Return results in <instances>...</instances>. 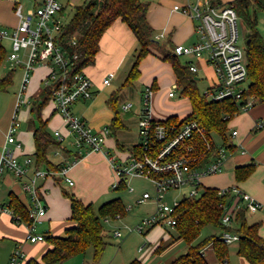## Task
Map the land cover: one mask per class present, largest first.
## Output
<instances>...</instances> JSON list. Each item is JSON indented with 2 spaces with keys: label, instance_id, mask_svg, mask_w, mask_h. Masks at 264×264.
Here are the masks:
<instances>
[{
  "label": "built area",
  "instance_id": "2783aa9c",
  "mask_svg": "<svg viewBox=\"0 0 264 264\" xmlns=\"http://www.w3.org/2000/svg\"><path fill=\"white\" fill-rule=\"evenodd\" d=\"M70 0H42V2L27 13L23 12V6L16 4V14L20 17L19 24L9 29L0 26V42L8 40L11 52L8 56L14 69L21 67L23 72L20 89L18 92L17 109L22 105L31 103L26 97V92L31 81L32 74L37 66L46 65L49 68L43 80L44 86H54L52 100L56 110L63 116L67 128L74 137V144L78 149L86 148V151H103L107 137L110 135L109 126L95 131L80 115L72 110L77 101H85L93 98L95 94L92 79L83 70L73 73V61L80 53L71 54L64 43V28L67 24L65 7ZM174 10L180 11L191 17L194 21V30L198 40L194 43L176 44L174 53L179 57H186L190 69L199 71V62L205 61L212 67L215 81L203 91L207 99L211 101L232 100L236 102L241 112L246 111L255 104V99L249 96L245 101L244 95L248 89V68L246 49L239 44L240 39V15L233 3L218 4L214 0H196L184 4H175ZM79 38L75 34L68 42V47H78ZM115 72L105 78L104 83L110 84ZM178 93V85L173 84L169 96L174 97ZM153 89L148 86L144 92L142 115L139 119V134L141 150L132 151L129 157L121 163L113 161L114 169L121 177H145L152 181L155 193L145 192L138 200L139 203L147 200L156 202V210L142 219L135 228H128L146 233L154 226L174 228L176 218L175 206L166 200L167 193L172 189L188 188L187 195L199 196L205 190L202 180L205 176L222 171L224 161L228 155L225 146H218V155L215 160L203 166L194 163L200 158L193 156L194 139L196 135L202 136L208 150L210 142L205 135V129L196 120H189L181 125L176 123H160L153 118L151 113V100ZM131 106L123 105L124 109ZM21 126L19 113L16 110L8 131L7 141L3 146L0 158V174L4 171L13 173L22 181L23 191L29 197V211L33 219L27 223L26 240L32 243L45 239V233L37 232L38 224L42 223L47 213L45 201L41 197L42 181L50 176L60 175L70 185L74 184L68 176V167L63 166L59 171H53L46 167L38 168L32 157H27L21 162L15 150L10 144L20 148L16 135ZM256 128L264 127V118L256 121ZM237 131L233 130L232 136ZM59 140L63 136L56 132ZM133 190V187H130ZM238 195L243 201V207L250 212L264 211V204L257 201L250 194L240 191L235 186L219 189L220 195ZM224 214L222 222L230 226L235 220V213L228 211V205H223ZM8 212L13 217V209L0 203V213ZM120 217V216H117ZM121 230H116L114 235L121 238ZM221 238L228 244L240 239L239 235L224 230ZM26 253L21 243L15 247L8 264H24ZM102 264V263H97Z\"/></svg>",
  "mask_w": 264,
  "mask_h": 264
},
{
  "label": "crops",
  "instance_id": "0c3cea01",
  "mask_svg": "<svg viewBox=\"0 0 264 264\" xmlns=\"http://www.w3.org/2000/svg\"><path fill=\"white\" fill-rule=\"evenodd\" d=\"M143 1L150 2L148 19L154 29H160V32L155 35V38L158 39L159 42L164 40V45L169 44L170 46L172 45L175 47L176 44L187 43L192 39L195 33L193 19L180 11L174 10L173 7L176 3L184 4L187 2H195L196 0ZM229 1L232 0H224V2ZM17 2L22 4L23 12L27 13L29 10L35 9L42 0H33L29 4L24 3L22 0H0V26L12 29L19 24L20 17L15 11ZM195 35L197 36L196 33ZM137 49L138 40L133 30L123 20H116V22L112 24L102 36L100 50L96 55L95 62L84 69L94 83L95 94L93 98L85 101H77L72 106L73 112L84 117L95 131H99L106 126H109L115 115L113 109L108 103L111 95L118 92V105L120 112L122 113L123 111L130 113L133 112L132 109L137 103L135 104L133 99L134 95L132 90L125 91L126 88L134 86L136 82H139V84L142 85L145 84L143 87L141 85L140 88L141 105L137 107L135 111L137 116L135 120L137 123V133L135 138L128 137L127 139L124 138V140L120 141L117 136L113 137L109 135L106 139L103 151H86V148L81 151L72 144L74 137L69 132L63 116L56 110V105L53 100L50 102L53 105L50 106L51 104L49 103L43 110V117L48 121L49 131L57 139L56 132L59 131L64 138L62 140V145L52 147L48 155L51 161L55 164L68 167V176L74 181V184L70 185L65 181L64 177L60 175L50 176L42 181V191L47 207V213L43 218L42 223L47 224L48 227L45 229H47L46 232L48 231L49 234L65 235L66 229L73 225L70 220L72 214L71 200L68 196H65L64 189L70 192L71 188L72 192L85 203H93L95 200L94 198H98L108 191L117 190L121 177L115 171L112 160L118 163L123 162L129 157L134 147L140 142L139 119L142 115L144 92L148 86H151L154 79L157 78H154L153 80L149 79L145 82V79H143L145 74L143 75L142 64L140 78L133 84L124 86L128 74L123 80L120 75L123 70H130ZM154 51L155 49L153 48V53ZM48 71L49 68L46 65L36 67L29 83L26 95L28 99L32 100L39 95L43 89V80ZM113 72H115V76L111 80V83L109 85L105 84V78ZM197 73L199 80L204 78L209 82V86L215 81V74L212 67L208 66L203 60L199 62V71ZM173 84H176V78L172 85ZM158 87L160 88V84H158ZM170 89L168 90V95ZM154 92L155 90H153V94ZM12 96L13 98L5 104L4 110L0 115V158L3 146L7 141L8 131L14 113L16 110L19 113L20 110V108L17 109L18 93H14ZM121 96H130L131 100L122 103L120 102ZM129 103H131V106L124 109L123 105H128ZM24 106L26 109L22 111V115L19 113V118L21 120L22 117L23 121L21 122V126L16 135L18 142L21 143V147L18 148L15 144H10V147L15 150V154L21 162L29 156L34 159V131L37 124L34 115L31 113L30 104H24ZM190 112L191 110L187 115H189ZM151 113L153 118L158 120L169 117H156L152 109V104ZM171 115L178 114L172 113ZM186 116L179 117L184 118ZM126 117L127 118L122 116V119L126 124L125 129L128 128L132 121V118H128V115ZM261 118H264V102H255L251 108L242 111L231 121L230 132L232 133L233 130L237 131L236 136H232V143L236 147V150L234 152L227 150L228 155L224 161L222 171L205 176L202 180L203 187L225 188L235 186L239 188L240 191L250 194L257 201L264 204V127L256 128L255 126L256 121ZM118 132H124V129L119 130ZM117 141L119 142V145ZM214 141L217 146L222 144V140L218 135L216 140L214 138ZM111 149H113L115 153H113ZM112 153L113 155H111ZM52 154H54L55 157H53ZM214 160L215 156L207 161V163ZM244 165H254L255 169L247 179L238 181L235 169L236 167ZM58 178L61 179L59 182ZM134 190L135 188L133 187V190L130 191L133 192ZM10 192H14L24 203L28 206L30 205L29 197L23 191L22 181L13 173L4 171L0 174V203L8 205ZM145 192L149 191H144L143 194ZM154 193L151 194L154 195ZM143 194L137 198V201L143 196ZM174 200L178 201L176 198ZM147 201H153L156 205L154 200L150 199ZM228 203V211L235 213V215H237V212L243 207V201L238 195L235 196L234 194H231ZM155 210L156 206L152 212ZM248 214L251 216L249 217ZM246 216L249 224H261L260 235L264 238V211L250 212L247 210ZM234 223L235 220L232 225H234ZM173 229L175 234H166L168 236H166V239L161 235V240L155 241L157 244L156 247H160V249L157 250L155 247V252L153 254L143 255V259H141L142 264H173L177 257L187 252L189 245L182 239H179L177 231L175 228ZM151 230L149 229L148 232L150 233ZM223 231L224 230L221 229L219 234L212 233L211 235L221 236ZM149 233L148 235L150 236L152 232ZM26 237L27 223L16 221L8 212L0 213V264L9 263L12 253L19 243L24 247L26 253L25 261L30 258L40 259L50 246L46 240L42 241L43 243H32L27 241ZM236 242L238 243L237 247L231 250V244ZM232 243L229 244V252L224 259H220L217 256L213 244L207 245L202 250V253L208 264H251L244 256L238 253L239 240L233 241ZM258 264H264V261Z\"/></svg>",
  "mask_w": 264,
  "mask_h": 264
},
{
  "label": "trees",
  "instance_id": "16d2710c",
  "mask_svg": "<svg viewBox=\"0 0 264 264\" xmlns=\"http://www.w3.org/2000/svg\"><path fill=\"white\" fill-rule=\"evenodd\" d=\"M214 1L218 4L226 3L224 0ZM229 3L235 5L238 14L246 21L250 29L246 37L249 84L244 99L246 101L249 96H252L255 102H264V39L258 30L257 10H252V6L264 9V3L262 0H232ZM149 8L150 2L143 0H85L83 4L76 6L75 13L65 25L63 34L64 43L69 52L71 54L80 53L79 57L73 61V73L81 72L95 62L102 36L116 20L121 19L133 30L138 40V49L124 86L131 85L140 78L143 61L153 53L152 47L157 45L164 54L163 59L171 63L180 96L188 98L191 104V112L184 118L171 115L166 119L157 120L163 124L176 123L178 125L189 120H196L204 127L211 148L208 150L206 140L202 136L196 135L193 141L195 148L193 156H200L194 163L196 166H203L218 155V146L214 141L213 134L221 138L222 145L227 150L234 152L236 147L232 143L230 123L241 113L239 105L232 100L211 101L206 98L198 87V73L190 69L188 61H181L179 56L167 49V45H161L155 38V29L148 19ZM75 34L79 38L80 45L68 47V42ZM249 40L250 42H248ZM5 56L6 48L0 42V65ZM14 72L15 69L10 74L0 77V92L8 91L13 84ZM151 87L153 90L158 89L157 79H154ZM53 93L54 86H43L39 95L34 97L30 103L31 113L37 122L34 131V160L38 168L46 167L53 171H59L63 166L51 161L48 154L52 147L61 146L62 141L49 131L48 121L43 117V110L52 101ZM118 98V92H115L108 101L115 113L109 125L110 135L113 137L117 136L119 130L126 128L118 105ZM133 150L140 152L141 145L137 144ZM254 169V165L236 167L237 180L247 179ZM60 180L58 178V182ZM126 188H128L127 178L122 175L117 190ZM219 189L205 187L201 195H185L175 206L176 225L174 228L178 233V238L185 241L189 248L186 253L177 257L173 264H208L202 250L209 244H213L220 259L227 257L229 244L221 236L210 235L199 241L203 228L208 225L239 235L238 253L251 264L264 261V238L260 235L261 224H249L246 216L247 210L242 207L237 212L234 225H225L222 222L225 211L223 205H229L228 200L231 193L220 195ZM64 193L71 200L70 220L73 225L66 229L65 235H53L47 231L43 241L46 240L49 243V248L40 259L30 258L24 264L61 263L73 256L86 253L90 248H93L94 257L97 260L95 264L100 263L99 258L108 244V233L104 228L103 220L117 216L123 217L127 214L128 208L121 197L108 200L96 208L93 203H85L74 193L71 194L65 189ZM40 194L44 200L43 191ZM7 206L13 209L16 221L24 223L33 221L29 206L14 192H10ZM159 249L160 247L157 248V250ZM130 264H141V262L134 260Z\"/></svg>",
  "mask_w": 264,
  "mask_h": 264
},
{
  "label": "rangeland",
  "instance_id": "374dc122",
  "mask_svg": "<svg viewBox=\"0 0 264 264\" xmlns=\"http://www.w3.org/2000/svg\"><path fill=\"white\" fill-rule=\"evenodd\" d=\"M24 3H31L33 0H22ZM85 2V0H71V4L67 5L65 7V18L68 21L73 17L75 13L76 6L81 5ZM264 3V0H262ZM176 4H182V3H176ZM252 10H257L258 15V30L261 34V36L264 39V9H259L257 6L253 7ZM240 15V14H239ZM240 25V39L239 44L246 49V37L249 34V26L246 23V21L241 17L239 20ZM162 30V29H161ZM160 32V29H155L154 35ZM158 40V39H157ZM195 40H198V36L195 35L192 37V39L185 43L190 44L194 43ZM161 44L164 45V40L160 41ZM4 47L6 48V56L3 59L1 65H0V77L6 76L12 72V70L15 68L14 65L11 64L8 56L11 52V45L8 40H4L2 42ZM168 50H171V52L174 53V47L169 44H167ZM155 49L154 53H151L147 56L145 61H143V79H145V82L149 79L157 78L158 84H160V88L158 87L157 90H155L154 94L152 95V109L154 111V115L158 118L168 117L172 113L178 114L179 116L183 117L186 116L189 111L191 110V105L186 97L180 96V93H177L175 97H171L168 95V90L171 88L172 83L175 81L173 70L171 67V63L169 61H166L163 59V52L159 50V47L155 45L153 47ZM181 61H185L186 57H179ZM134 60V58H133ZM128 71L123 70L120 77L123 80L124 77L128 74ZM22 70L20 66L16 67V70L13 74V84L9 87L8 91L6 92H0V115L4 110L5 104L9 102L11 98H13L14 93H18L20 89V83L22 80ZM203 78V77H200ZM118 82V81H117ZM249 84V81L246 82V85ZM142 84H139V82H136L134 86L127 87L125 91H131L133 92V99L135 101V106L133 107V112H123L122 116L127 118H132L131 124H129L127 129H124V132H118L117 138L118 140L122 141L129 138H135V135L137 133V123H136V114L135 111L137 107L141 105V93L140 88ZM145 84L142 85V87ZM198 87L203 92L209 87V82L205 80L204 78L201 80H198ZM28 91V90H27ZM27 95V92H26ZM132 99V100H133ZM128 100H131V97H123L121 96L120 102H127ZM52 106L53 104L50 103ZM51 108V107H50ZM49 108V109H50ZM26 109V107L23 105L20 107L19 113L22 115V111ZM159 114V115H158ZM21 122L23 121L21 117ZM135 121V122H134ZM26 123V122H25ZM125 136V137H124ZM213 137L215 140L217 139V135L213 134ZM113 153L115 151L111 149ZM113 153L111 155H113ZM53 157H55L54 154H52ZM57 157V156H56ZM58 158V157H57ZM127 184L128 188L124 190H112L108 191L107 193H104L98 198H94L93 204L96 208H98L102 203L111 200L115 197H121L123 201L125 202L128 210L127 214L123 217H115V218H109L107 220H103L104 228L106 232L108 233L107 241L108 244L102 253V255L99 258V262L102 264H129L132 260L137 259L140 260L143 259V255L146 254H153L155 252V247L157 246L155 241H160L161 237L164 236V239H166L168 236L166 234H175L174 229L170 227L163 228L162 226H155L151 230V235L149 236L148 233H140L136 230L130 231L128 228H135L139 222L142 221L143 218H145L147 215L151 214V212L155 209V203L153 201H145L142 203H139L137 201V198L143 194L144 191H149L150 193H154V185L152 181L145 177H135V176H129L127 178ZM130 186H133L135 190L131 192ZM189 192L188 188H183L181 190H170L166 195V200L170 205H174V199L176 198L178 201H180L184 194L187 195ZM63 193V192H62ZM70 193L73 194L72 189L70 188ZM67 196V195H65ZM250 217L251 215L248 214ZM47 224L40 223L37 226V232L44 233L47 229ZM116 230H121L124 234L121 238L116 237L114 235ZM162 231V232H161ZM221 232V229L218 227H215L213 225L205 226L202 230L200 240L210 236L212 233H218ZM149 233V234H150ZM164 234V235H163ZM162 235V236H161ZM167 236V237H166ZM42 242V241H40ZM38 243V242H37ZM43 243V242H42ZM237 242L232 243L230 249H235L237 247ZM40 245V244H38ZM157 248V247H156ZM96 259L94 257L93 248H90L86 251L84 254H79L77 256H73L69 258L68 260L61 262V263H55V264H95ZM142 264V262H141Z\"/></svg>",
  "mask_w": 264,
  "mask_h": 264
},
{
  "label": "water",
  "instance_id": "95a60500",
  "mask_svg": "<svg viewBox=\"0 0 264 264\" xmlns=\"http://www.w3.org/2000/svg\"><path fill=\"white\" fill-rule=\"evenodd\" d=\"M248 42H250V40H249ZM174 54H175V53H174Z\"/></svg>",
  "mask_w": 264,
  "mask_h": 264
}]
</instances>
